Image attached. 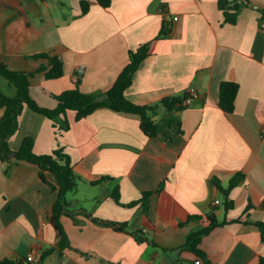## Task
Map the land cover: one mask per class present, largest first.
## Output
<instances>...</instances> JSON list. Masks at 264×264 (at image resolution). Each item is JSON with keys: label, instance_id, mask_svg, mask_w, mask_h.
Here are the masks:
<instances>
[{"label": "crops", "instance_id": "1", "mask_svg": "<svg viewBox=\"0 0 264 264\" xmlns=\"http://www.w3.org/2000/svg\"><path fill=\"white\" fill-rule=\"evenodd\" d=\"M82 1L90 4L86 14ZM227 1H244L235 24L226 22L220 0H113L109 8L98 0H0V62L36 70L44 62L31 58L38 53L64 61L63 77L47 79L40 73L31 80V94L43 107L56 108L54 95L75 88L77 78L84 93L105 94L130 62V51L151 41L152 54L134 74L126 97L160 107L166 97L183 98L191 88L197 92L179 113L183 133L172 138L148 137L139 115L109 108L80 121L69 110L65 131L61 119L56 127L25 107L9 141L12 150L29 136L37 154L65 149L82 177L76 196L80 187L89 193L68 199L71 208L90 202L84 208L95 217L128 222L159 246L84 216L80 224L62 216L74 249L55 251L45 264H196L197 256L183 247L191 232L207 225L205 215L212 208L231 223L203 238L208 258L202 264H260L264 235L256 223L264 222V0ZM164 22L172 33L156 40ZM223 81L240 84L233 113L219 105ZM0 84L15 96L8 81L0 78ZM238 173L243 179L230 195L235 206L226 215L214 179L227 186ZM107 176L111 179L92 183ZM47 180L33 164L0 160V264L27 263L30 255L37 260L56 245L54 174L47 173ZM117 186L119 202L113 195ZM148 191L155 193L147 208L128 206ZM193 215L204 217L188 222Z\"/></svg>", "mask_w": 264, "mask_h": 264}, {"label": "trees", "instance_id": "2", "mask_svg": "<svg viewBox=\"0 0 264 264\" xmlns=\"http://www.w3.org/2000/svg\"><path fill=\"white\" fill-rule=\"evenodd\" d=\"M64 3V0H58ZM113 0H98L104 7L109 8ZM248 3V0H245ZM244 1L230 5L227 0H220V7L225 11L226 22L237 23L238 16L243 8ZM90 4L88 1H82L83 14L89 11ZM262 13L261 24H264V9ZM172 28L169 23L164 22L156 40L167 38L171 35ZM153 42L142 44L137 50L130 51V62L125 66L123 71L118 76L114 85L102 95L84 93L80 89L82 79L77 78L76 87L67 89L54 97L58 101L56 108H47L41 106L31 94V80L40 73H44L47 79H58L64 76V61L57 55L51 53H38L32 55L31 58L43 60L44 62L36 70H15L10 68L6 63L0 62V78L8 81L11 86L16 88L15 96H8L2 89L0 84V110H4L3 116L0 118V160L11 165L13 162L19 164L27 162L38 167L40 178L44 182H48L47 173H52L55 176L56 184L52 185L54 191L57 192V200L53 207V216L55 217L54 227L58 233V241L56 245L46 248L35 261L15 262L5 260L2 264H45L46 259L55 251L62 252L67 249H74L71 245L68 234L61 221L62 216H68L73 219L76 224H80L79 216H84L92 220L94 223L102 226L112 227L116 231H122L132 234L139 242H149L150 244L159 247L154 240L146 238L143 231L131 230L128 222H115L110 220L95 217L86 208L72 209L71 203L68 200V194L76 192L82 181V177L75 171L71 156L63 148H58L52 153L37 154L35 152V139L26 137L18 150H12L10 147V138L16 134L20 127L19 119L26 106L36 113L43 114L53 120L54 126L57 127L58 119L62 120L60 130H69L70 123L67 120L69 110L77 112L76 120L80 121L87 118L95 111L101 108H109L115 112L126 114H137L141 117V129L148 137H157L164 135L172 138L174 134L183 133L181 127V119L179 113L184 111L188 106L185 101L189 98V91L182 97L169 96L162 100L160 104L165 105V114L160 120H156L159 116L157 111L159 104L155 105H139L126 97V90L133 84V77L141 63L152 54ZM240 90V84L235 81H223L220 87L219 105L227 113H233L236 110V99ZM10 167V166H9ZM111 177H103L93 184L102 183L110 180ZM243 179V174H236L224 186L221 181L214 179V184L224 197V210L229 213L234 209L235 202L230 198L232 191L239 185ZM161 190V189H160ZM154 191L144 192L142 197L128 204L133 207L137 204H142L144 208L149 205L150 197ZM114 198L119 202V186L116 187ZM251 209L248 205L246 214ZM217 208L205 215L207 225L191 232L187 236L186 248L192 251L198 259L207 261V253L201 248L202 240L205 236L211 234L214 229L230 224L227 219L220 220L216 214ZM204 215H193L189 217L188 222L192 220H200ZM236 222V221H233ZM262 230L264 235V222L256 223ZM182 249V248H179ZM177 250V249H175ZM85 258L88 255L78 250ZM260 264H264V257H261Z\"/></svg>", "mask_w": 264, "mask_h": 264}, {"label": "built area", "instance_id": "3", "mask_svg": "<svg viewBox=\"0 0 264 264\" xmlns=\"http://www.w3.org/2000/svg\"><path fill=\"white\" fill-rule=\"evenodd\" d=\"M175 20H178V17H176L175 18ZM189 93H190V96H189V98L185 101V105H187V106H189L190 104H191V102H192V100L197 96V92H196V90L194 89V88H191L190 90H189ZM220 204V201H216V205H219ZM35 260V258H34V256L33 255H30L29 257H28V261H34ZM202 259H198L197 261H196V264H202Z\"/></svg>", "mask_w": 264, "mask_h": 264}, {"label": "rangeland", "instance_id": "4", "mask_svg": "<svg viewBox=\"0 0 264 264\" xmlns=\"http://www.w3.org/2000/svg\"><path fill=\"white\" fill-rule=\"evenodd\" d=\"M79 190H80V194H81V195L89 194L88 191L85 190V189L82 188V187H80ZM76 193H77V192H71V193H69V194H68V199H69V200H70V199H82L81 196H79L80 194H79L78 196H76ZM222 200L224 201V197H223V195H222ZM81 206H83L82 208H84V206L89 207V206H90V202H87L86 204L81 203ZM85 208H86V207H85Z\"/></svg>", "mask_w": 264, "mask_h": 264}, {"label": "water", "instance_id": "5", "mask_svg": "<svg viewBox=\"0 0 264 264\" xmlns=\"http://www.w3.org/2000/svg\"><path fill=\"white\" fill-rule=\"evenodd\" d=\"M165 105H162V106H160L159 108H158V112L160 113V114H164L165 113Z\"/></svg>", "mask_w": 264, "mask_h": 264}]
</instances>
